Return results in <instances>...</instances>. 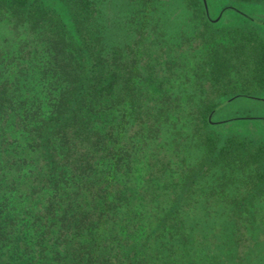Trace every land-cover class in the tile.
Masks as SVG:
<instances>
[{"label": "trees", "instance_id": "1", "mask_svg": "<svg viewBox=\"0 0 264 264\" xmlns=\"http://www.w3.org/2000/svg\"><path fill=\"white\" fill-rule=\"evenodd\" d=\"M193 2L209 28L264 52L254 30L218 24L228 5L212 19ZM96 4L0 0V264H264V143L222 133L264 117L212 119L263 98L206 97L191 120L188 103L149 89L130 50L105 48ZM186 121L199 123L195 160L161 133Z\"/></svg>", "mask_w": 264, "mask_h": 264}, {"label": "rangeland", "instance_id": "2", "mask_svg": "<svg viewBox=\"0 0 264 264\" xmlns=\"http://www.w3.org/2000/svg\"><path fill=\"white\" fill-rule=\"evenodd\" d=\"M67 1L69 6L80 2ZM206 1L212 19L218 16L223 5H228L229 8L224 9L218 19L223 29H252L264 40V0ZM96 2L97 19L103 25L106 42L117 44L118 49L130 50L131 58L136 57L139 66L150 67L146 77L149 89L166 99L188 103L194 113L187 115L191 120L197 115L193 109L196 102L206 97L221 101L234 91L258 93L260 95H254L263 100L235 99L218 108L212 115L213 120L235 116L264 117V52L254 40L209 28L193 0H88V9L92 11L91 3ZM159 4L162 5L159 7ZM124 43L128 44L123 47ZM202 43L204 47L200 50L198 47ZM109 45L105 48L113 46ZM185 51L186 58L183 56ZM222 55L228 61L224 63L218 59L221 67L215 72L210 58L224 57ZM168 78L174 83H169ZM187 122H179L174 128L169 123L161 129V133L169 135L167 139H178L180 136L183 146L190 150L188 157L195 160L200 157L202 145H196L188 138L194 139L199 123L193 125ZM222 129L223 134L246 137L252 143H264L263 118L230 120ZM260 203L264 208V195Z\"/></svg>", "mask_w": 264, "mask_h": 264}]
</instances>
